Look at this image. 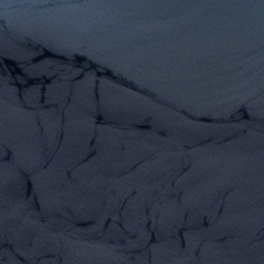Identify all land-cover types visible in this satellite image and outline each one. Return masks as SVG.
Segmentation results:
<instances>
[{"label":"water","instance_id":"1","mask_svg":"<svg viewBox=\"0 0 264 264\" xmlns=\"http://www.w3.org/2000/svg\"><path fill=\"white\" fill-rule=\"evenodd\" d=\"M0 264H264V0H0Z\"/></svg>","mask_w":264,"mask_h":264}]
</instances>
